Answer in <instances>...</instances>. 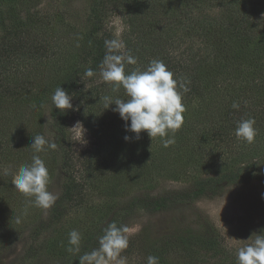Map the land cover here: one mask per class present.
<instances>
[{"label":"trees","instance_id":"trees-1","mask_svg":"<svg viewBox=\"0 0 264 264\" xmlns=\"http://www.w3.org/2000/svg\"><path fill=\"white\" fill-rule=\"evenodd\" d=\"M87 1L84 23L77 27L40 12L42 0H0V251L27 229V248L17 264L43 258H53L54 264H78L79 255L98 247L103 231L84 226L75 228L82 234L78 254L67 252L69 232L59 229L36 246L41 234L59 224L68 209L87 206L90 225L94 215L104 229L111 222L125 225L134 209L162 213L216 197L227 187L258 180L264 173V0ZM110 14L119 16L126 27L122 51L137 59V64L126 65L127 73L144 70L158 59L175 74L174 79L190 81V91L182 99L184 124L169 147H163L159 137L151 140L146 131L138 138L126 131L125 121L111 110L114 104L104 109L103 97L128 99L123 87L113 91L100 75L104 42L116 39L106 27ZM88 68L94 70L93 77L84 74ZM59 86L72 97L71 109H55L51 97ZM233 102L240 104L238 110L232 108ZM249 117L255 119L257 129L251 144L235 136L236 122ZM72 120L92 139L83 153L75 151ZM36 135L56 148L45 145L44 151L34 153L30 146ZM34 154L49 174L56 171L62 179L58 199L44 217L42 208L30 203L34 198L11 183ZM109 158L124 170H104ZM158 175L179 181L194 175L195 179L180 191L132 196L130 207L121 208L115 201L120 196L112 193ZM91 191L110 193L105 207L87 200ZM195 230L181 241L183 251L177 258L171 257L175 244L165 239L151 248V255L159 257V264H237L210 223ZM260 232H264V200Z\"/></svg>","mask_w":264,"mask_h":264},{"label":"rangeland","instance_id":"rangeland-1","mask_svg":"<svg viewBox=\"0 0 264 264\" xmlns=\"http://www.w3.org/2000/svg\"><path fill=\"white\" fill-rule=\"evenodd\" d=\"M87 5V0H42L39 10L43 14H49L50 18H58L59 20L61 17L78 27L84 23ZM106 27L118 40H121V36L126 29L121 18L115 14L109 15L106 20ZM43 115L45 132H47V126L49 128L48 124L50 123V114H48L47 108ZM78 123L75 120L71 121L70 135L75 151L83 153L90 148L92 139L80 123L79 126L75 127ZM111 161V159L104 161V170L110 167L118 171L124 170L119 165L115 166V163ZM261 163L264 168V163ZM49 176L48 191L58 196L62 186L61 175L54 171ZM194 179V175L181 181L158 175L154 176L153 181H136L133 185L124 187L120 191L112 193V195L120 196L115 201L121 205V208H125L126 205L130 207L132 196L142 194L158 196L166 192L180 191L190 186ZM262 194H264V173L260 174L258 180L229 186L216 197L201 198L162 213L151 214L140 208L134 209L133 213L129 211L125 225L130 228L139 226V230L129 236V247L122 255L127 257V264H143L146 262L147 256L151 255V248L158 241L165 239V241L168 240V242L175 244L176 251L171 257L177 258L178 254L183 251L181 241L190 238V235L195 233L196 226L208 222L215 228L216 234L219 236V242L224 248L233 252L231 255L237 257L238 249L251 243L249 238L252 234L257 233L261 216V204L264 200ZM105 196L111 197L110 193L106 191H91L87 200L90 199L91 203L94 206H98V208L105 207L109 202L108 197ZM100 210L101 214L105 215L106 212L101 208ZM42 212L44 217L47 209H42ZM90 215L87 206L82 207L80 210L77 208L68 209V214L59 224L53 225L51 229L41 234L36 246H41L40 244L51 238L55 233H58L56 232L58 229L65 232V234L71 232L70 229L72 228H81L83 226L90 227L91 230L103 231L101 229L102 226L100 227L99 225L100 220L94 219V215H92L93 219H91L95 220L92 224L94 227H91ZM15 237L14 242L3 247L0 251V264H17L19 256L27 248V229L23 228ZM202 254L205 253L202 252ZM215 258L219 259V255ZM207 259L209 258L204 257L202 260ZM30 264H54V260L53 258H43L32 261Z\"/></svg>","mask_w":264,"mask_h":264},{"label":"clouds","instance_id":"clouds-1","mask_svg":"<svg viewBox=\"0 0 264 264\" xmlns=\"http://www.w3.org/2000/svg\"><path fill=\"white\" fill-rule=\"evenodd\" d=\"M104 46L106 52L100 65V75L104 82L112 85L113 91L123 87L128 97L127 100L103 97L104 109L114 104L115 107L111 110L125 121V130L135 133L137 138L141 132L146 131L151 140L159 137L163 147L174 144L175 133L184 124L183 113L186 109L182 99L183 94L190 91L187 87L190 81L184 78L174 79L175 74L158 59L151 60L144 70L137 68L127 73L126 65L137 64V59L130 51L127 53L122 51L125 48L123 41L105 40ZM84 74L93 77L95 72L88 68ZM51 99L55 109L68 110L73 107L72 97L61 86L55 89ZM232 108L238 110L240 104L233 102ZM255 123L252 117L237 121L235 128L237 139L248 144L253 143L257 135ZM79 125L78 123L75 127ZM169 133L172 135L169 136ZM124 139L129 141L131 137L126 135ZM45 145L51 149L56 148V144L48 141L43 135L33 136L30 147L34 153H40L45 150ZM4 172L7 174L8 169H4ZM49 180V171L44 161L39 155L34 154L31 164L21 165L13 175L11 183L26 197L34 198L30 201L33 206L46 210L58 199L48 191ZM138 230L139 226L130 228L116 222L109 223L98 238V247L79 255L78 264H127V257L122 253L129 247V236ZM249 239L251 243L238 249L237 264H264V232L254 233ZM81 242L82 234L79 231L74 229L69 232L67 252L80 253ZM146 264H159V257L147 256Z\"/></svg>","mask_w":264,"mask_h":264}]
</instances>
